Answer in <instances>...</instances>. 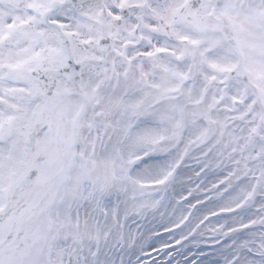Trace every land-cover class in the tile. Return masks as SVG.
I'll return each mask as SVG.
<instances>
[{
  "label": "rangeland",
  "instance_id": "rangeland-1",
  "mask_svg": "<svg viewBox=\"0 0 264 264\" xmlns=\"http://www.w3.org/2000/svg\"><path fill=\"white\" fill-rule=\"evenodd\" d=\"M164 1L165 3L163 6L157 5L154 7V5H152L154 2L150 3L151 11L150 8H143L140 6L141 0L116 1L115 4H121L123 2L127 3V5L133 6L134 9L131 13V17L125 21H121V25L118 27L116 26L118 30H114V27L108 28V31L112 32L116 36L113 38L114 41H112L110 44L111 48L104 58L105 60L108 59V61L106 60L104 65V61L100 65H91L89 63L90 66H87V70L83 68L87 74L89 73L87 76L89 77V88H91V85L95 81L94 79H96L95 77L90 76V72L99 74L100 77L105 78L103 86L109 88L107 89L108 96L107 98L104 96L101 100L103 104L105 101L106 104L110 103V109H113L114 113H116L112 115L114 117L108 120L112 124V128L104 140L105 143L102 145L99 143V148L101 149L102 146L104 150L110 141H118L119 145L122 147V130H124L125 127L127 128L128 126L130 127L131 125H134L132 119L127 120L126 123L124 122L126 126L122 127V99H129L130 101L133 99L135 104H137L139 102V95L141 91L137 90L136 94L133 93L131 96H128L127 92H125L122 96L121 91L124 90V87H121V75L124 76V78H134L137 81L136 84L138 86H141V84L144 85V88H147V94L150 97H148L149 100L147 101V106L151 109H155L158 103L155 102V99L158 98L156 96H152L151 92L153 91H150L152 87L158 86L157 83H159V85L162 87L164 85L168 86V89L170 90L169 96L172 98H179L182 94L184 95L185 89L187 88L186 83L188 82V79L193 80V78H195V68L197 70L198 67L202 68V70L198 69L197 71L200 73L199 75L203 76V78H200L201 82H203V85L207 86L208 84L213 83V85L215 84L217 87L213 99L207 104L211 112L215 111L213 109L215 108L214 105L216 102L218 105L226 102L229 104V107H231L229 110H231L232 113H237L239 110L238 109L236 111L239 105L238 103L244 99H248L249 103H246L243 109L246 110V114H249L252 116V118H247L246 122L248 121L250 123L251 121H255L254 124L256 125V128L261 129L264 132V74L261 72L264 69V62L259 61L263 57L264 45L263 51L261 53L254 54L251 53L252 49L245 42L246 36H248L251 41L250 36L252 32L248 33V28L250 30L252 29V20L256 19L255 21L257 22V26H262L264 23L263 17H261V12L257 14L254 7V3L260 4V0H227L223 11L225 13V18L222 17L219 9L216 7V3L214 2L216 0H202L197 8L192 9L190 7H185L184 10H182L184 0ZM35 2L41 4V7L43 8H38L41 13L40 16L37 17L33 16L32 13L28 11V6L35 8L38 7V5H33ZM47 2L48 0H0V13H2V15L4 13L3 20L1 22L2 26H0V47L6 45V43L10 44L9 46L6 45L5 49L2 48L0 52L6 53L9 51L13 53L16 52L18 54L17 57L14 55H10V57L3 56L5 59L0 56V111H2L3 107L7 106V104H16V101L13 99H11L9 103L7 102L3 104L6 97L2 96L8 94V90L9 92L11 91L13 94H15L18 87L22 88L25 85H27L28 88H31L33 93L37 95L36 99L38 102L32 107V114L34 118L32 124L30 125H28V122L25 118L20 119L19 121L18 119L16 121L13 120L12 122V119L9 118L8 112H0V122L6 123V125H4L6 128L4 130L0 129V142L10 140L19 147L18 154H16L17 164L16 168L14 169L18 172L15 176H12V179H9V182L5 185L4 190H0V203H3L0 210V217L2 218L0 221V264H25V261H23L22 258H24L25 255L29 253L28 248L24 250L22 248L27 245H32L35 240L33 238L36 236V234L38 236L37 238H39V242L43 241L40 219L44 216L45 211L48 210L51 205L52 201L50 200L52 197L50 195H52L54 188L60 185L59 182L63 177V175H60L61 172L64 173L65 170H67L71 161L75 162L79 160V157H77L79 143L75 146L73 145L80 137L83 124H81V126L76 129H74L73 124L71 127H69V134L72 135V132L74 131L76 135L74 136L75 139L72 140V144L70 143V145H68V140L65 139V135L63 134L65 126L68 125L66 114V99L68 100V98H65V95L62 92H56L59 95L55 97V93L52 92L51 87L55 81L60 80L61 78H64L62 79L63 81H60L62 85H65L64 82H66L68 85L69 82L72 83V89L70 92H75L77 95L79 94L78 89H81V87L85 89V87L81 85V81L77 83L74 78L69 79L68 74L61 73V77L49 75L51 73H57L59 75V71L64 67L66 62L63 61L64 58L62 54L48 58H46V56L41 61H38V63L36 60L37 58H33L32 62L34 64L29 68H27L24 63H21V60H25L27 56L25 55L27 53L26 50L29 48L27 41L30 39L33 40L32 42L34 44H37L41 43L43 37H46L45 39H48L52 44L55 41L61 50L62 45L59 40L57 30L54 26L49 24V21L57 22L60 25V29L67 34L74 32L77 34V37L82 36L84 40L85 38L97 39V32L92 29L90 23H94V29H98L102 17L101 9H93L94 12L93 14H90L92 15L90 18H77L73 19V21L66 20L67 24H65V20H63L64 14H60V16L59 14L50 15L46 16L45 18L44 14L48 11L46 9ZM109 6L110 4H108V7ZM244 7L246 8L245 11H250L247 15L248 25L245 21L244 15L242 17V24L239 25L237 24L235 11L237 10L239 12H244ZM109 8L113 11H111V15L109 16V23L110 25L115 26L114 22H111V20L118 19L117 13L112 7ZM255 14L258 16H255ZM141 16L144 18V25L148 28L143 30L145 43L143 46H141V48H134L131 46L132 48L130 49L129 53H126L127 57H125V59L123 55L121 56L120 47L123 45L130 46L131 43L127 41L133 42L136 39L134 30L137 28L136 22L140 21ZM93 18L96 20L93 21ZM9 19L17 20L19 23L18 30L13 33H10L8 30L7 23L10 21ZM26 20H32V23L30 25H26L25 22H23ZM244 26L248 27L247 33L242 32V28ZM167 32H169L170 35H173V37L177 40L180 35L187 33L186 35H188L191 39V44L186 47L188 54L183 51V47L185 46L181 45V43L179 44L176 42L177 44H170L167 41ZM210 32L211 34H209ZM156 33L158 38L154 36ZM4 34L9 35L8 42L6 43L3 41V38H5ZM229 35L231 36L229 37ZM69 37L68 40L70 41L72 52L74 55H77L79 52L80 43L75 41V38L69 39ZM159 38L163 39L162 42H156ZM253 43L258 48L257 44H259V42L253 41ZM164 44H169V46L172 47V51L169 54H164L160 57L156 56L152 50L155 49V46L162 47L161 45ZM101 48L102 47L100 45L95 43V46L86 50V53L83 52L81 56H75L73 59L80 61L85 57H96L95 60L99 61L97 58L101 56ZM116 57H118V59ZM196 57L200 58V64L198 63L200 66L194 59ZM51 60L52 63L48 62ZM249 63H254L255 69L263 67L261 71H259V76H263H258L255 79V76L251 74ZM44 68L49 70L48 72H51L48 73L46 80H43V77L38 78L35 76L36 73L41 74V71ZM113 74L116 75V80L114 81L112 79ZM188 74L191 78L188 77ZM18 82L24 84L17 85ZM57 82V85L59 86V81ZM73 83H76L78 88L77 90L74 89ZM179 86L183 87L181 91L178 90ZM49 88L50 92L48 90ZM31 92L29 94H31ZM39 92H43L45 97L46 95H50L55 100L52 101L50 99V105L47 106L45 110L40 107L42 104L40 101L42 100H40ZM82 103L83 101L81 100L79 106H81ZM106 104L102 107V109L108 112ZM96 114L97 113H95V115ZM133 114H135V112L128 113L130 116L125 118L131 119L136 117ZM255 114L257 115L256 118H254ZM24 116L26 117L27 113H25ZM228 122L229 121L227 120L226 124L230 127L231 123L228 124ZM56 126H58L57 131ZM233 127L237 128L234 125ZM98 130L101 131L100 128ZM87 131L89 130L87 129L85 132ZM77 132L79 133L77 134ZM54 133L57 135V137L54 136ZM88 134L90 143L87 146V152L85 153L90 159L94 160L96 156L94 152L95 147L94 144L91 145V134ZM173 134H175L177 137L178 130H173ZM182 134L183 132H180L178 136ZM163 138L164 137H161L160 140L163 141ZM156 140L157 139H155V141ZM176 145L178 146L179 144ZM140 146L142 147L138 149L136 154H134L135 156L140 155L143 152H149L153 157V159L150 160L157 161V155L160 153H164V155H166L164 148L160 147L159 145L150 146L144 143ZM207 146L208 145H206V143H200L199 146H197L198 155H204L206 151H210ZM117 150L119 149H116L115 151ZM185 153L187 152H180L178 155H175L172 160L165 165L164 169H162V173L157 175V177L141 178L138 181L141 183H153V180H160L164 176H166L167 180H169L171 179L172 174L173 178H176L177 172H175V170H177V168L176 165L172 163H174L177 158H179L181 155H184ZM98 154L101 155V152ZM119 162L117 163V168L121 173V177L125 179L123 172L126 163ZM88 165L90 166L91 164L89 163ZM199 169L200 167H197L198 173ZM181 170L182 169H180V172ZM251 173L258 174L256 171ZM13 174L14 173L12 172V175ZM201 175L202 174L199 173L198 178L194 179V189H198V187L202 185ZM53 180H55L54 188L49 190V184ZM222 185V187H225L227 185H231V182H226ZM115 189L119 190V187L114 186L112 188L100 189V191L95 192V197H98V200H102L105 194L116 196L117 193L115 192ZM47 193H49V195H47ZM160 193L162 192L157 191L154 195V199L152 200L155 203L153 206L155 211L159 210L158 200L162 198L159 196ZM185 193L186 191H182L177 194V197L180 198L181 196L187 194L190 197H194L193 193ZM10 199L13 200L15 205L18 202H22L21 208H17V212H19L15 217V221H12L14 214L10 212L15 210L13 207L14 203L11 202V205H8V201H10ZM72 199L74 203L71 210H77L79 208V204L82 201L86 204V198L82 195H74ZM187 209L188 208L186 206L184 209H181L182 211L180 215L173 222L162 221L151 231L156 232L160 229H168V227L176 223L175 221L183 218L184 213L188 211ZM214 210L216 209H210L208 212ZM142 213L143 212H139V214L132 215L131 217L132 219L147 217V214L143 215ZM70 215L71 222L73 223L72 212ZM202 215H206V212L201 214V216L199 214L198 217L202 218ZM193 218L194 216H192V219ZM32 222L33 224L30 226ZM92 222H94V218H92ZM15 225L16 227L14 229L13 227ZM242 225L244 224H238L239 227ZM185 235L190 234L189 232H185L180 237ZM223 238L224 235L209 238L207 239L208 241L206 245H209L212 250L214 248L213 245H221L215 243L219 241L217 239ZM118 239L119 238H117V236L115 239L112 237L111 244H109L110 250L115 249L114 251L111 250L110 254L108 253V255L111 257H116L119 254V251L116 249L119 244L118 242L122 240ZM262 239H264V235L263 237L261 236L259 240H256L257 243L255 245H264ZM83 241V237L79 236L76 238L77 248L81 246V252L83 249H86ZM35 245H37V243ZM157 245H160V243ZM100 246L101 245L98 244L91 246V255L94 254L93 249H100L97 248ZM249 247L252 248V246H247L246 248ZM149 248L150 247L144 248L141 251H146ZM17 249H21V251L19 250L20 252H17ZM191 249L192 247L188 248V255L190 254ZM78 251H80V248H78ZM78 251L75 253H78ZM15 252L20 255L18 258L14 257ZM236 253L237 251L233 252V256L232 254L228 255L227 259L225 260H217L216 262L212 261L207 264H229L230 262H236L238 260L237 258H239ZM244 253H247V249L244 251ZM65 256L66 255L64 254L56 255V257L61 259V262L66 260L64 259L62 261V258ZM202 256L203 257L200 258L199 254H192V258H190L189 263H191L194 259H200L198 260V263L201 264L202 260H205L209 257V254L206 251L202 253Z\"/></svg>",
  "mask_w": 264,
  "mask_h": 264
},
{
  "label": "bare ground",
  "instance_id": "bare-ground-1",
  "mask_svg": "<svg viewBox=\"0 0 264 264\" xmlns=\"http://www.w3.org/2000/svg\"><path fill=\"white\" fill-rule=\"evenodd\" d=\"M254 7L257 14L261 12V17L264 20V0H260V4L254 3ZM245 10L244 7V12L235 11L237 24L239 25L242 24L243 15L248 25L247 15L250 11ZM257 14L255 16H258ZM255 20H252L251 30L244 26L242 32L247 33V28L248 33L252 32L251 41L246 36L245 42L252 49L251 53L259 54L263 51L264 45V23L262 26H257ZM253 41L259 42L257 44L259 49ZM51 46L52 44L49 43V49L38 48L33 50L29 53L27 61L32 62L33 58L38 59L44 55L48 57L49 53L52 52ZM10 55L18 56L16 52H0L3 59H5L3 56L9 57ZM259 61L264 62V52L262 59ZM196 62L200 64V58L196 57ZM249 66L255 79L264 67L255 69L254 63H249ZM198 69L202 70L201 67H198ZM197 70L195 68V78L189 80L184 95L179 98L169 96L168 86L164 85L162 87L157 83L158 86L152 87L150 89V91H153L151 92L152 96L158 98L155 99V102H158L155 109L147 106L150 97L142 84L138 86L134 78H124L122 76V87H124L122 96L125 92L128 96H131L133 93L136 94L137 90L141 91L137 104L133 99L132 101L122 99V127L126 126L124 122L133 119L134 125L138 122L136 129L130 132L128 130L129 126L125 127L122 130V147L118 141H110L104 150L101 146V155H96L94 160L86 156L88 138L86 134H83L80 140L82 142L79 148V160L75 161L71 168L64 173L67 174L57 195H55L54 202L40 220L43 241L39 247L38 263L52 264L56 259L55 256L60 254L71 256L72 253L77 251L76 238L80 236L83 237V243L86 246L84 252L79 251L80 256H84L87 260L85 264H117L118 255L116 257L108 255L111 239L112 237L115 239L117 236L118 240L126 241V246L122 247L119 253L124 256V260L130 259L128 264H135L138 262V257L145 252L141 250L165 240V238L155 240L151 230L162 221L173 222L178 218L181 209H184L185 205L178 200L177 194L186 191V193H193L194 197L191 199L194 202H200V199H205L207 202L204 207L199 208L196 218L192 219L191 224L177 233L176 236L179 237L183 233L189 232L193 235V239L183 247H192L191 250L199 247L200 253L210 252L209 257L202 260L201 264L225 260L228 255L232 254L233 256V252L241 250L243 253H239L237 264H264V245H255L256 240L264 235V216H262L264 210H261L260 207L264 205V132L256 128L255 121L246 122L247 118H252V116L246 114V110L239 109L237 113H232L229 110L231 107L226 102L221 104L214 112H211L207 104L213 99L217 87L213 83L207 86L203 85L200 80L203 76L199 75L200 73ZM261 72L264 74V69ZM59 88L63 89V86H59ZM19 94L22 101L19 104H13L10 115L16 117L18 121L25 118L28 125H30L34 118L32 114L33 97L25 90ZM75 98L72 97L70 101L66 99L68 125L65 126L63 132L66 140L70 138L69 127L74 124L72 120L73 111L78 106ZM47 106L48 100L41 105L42 108ZM88 112H85L83 116V120H87V125L98 123L91 121L86 116ZM133 112H135L133 115L136 117L125 118L130 116L128 113ZM25 113H27L26 117L24 116ZM256 117L255 114L254 118ZM227 120L229 121L228 124L231 123L230 127L226 124ZM100 125L103 127V125L106 126V123L102 121L99 122ZM176 129L178 130L177 137L180 132H183V141L180 146H175L177 137L173 134V130ZM161 137H164L163 141L160 140ZM155 139L157 140L155 141ZM103 143L105 142L103 141ZM144 143L150 146L159 145L164 148L166 155L155 162L140 167L138 171L136 170L132 181L123 179L117 168L119 159V163H123L126 159L129 162L133 159V154H136L138 149L142 147L140 145ZM200 143H206L211 151L207 158L197 153V146ZM116 149L119 150L115 151ZM18 151L19 147L10 140L4 141L0 145V190L8 182L7 180L18 172L14 170L17 164L16 154H18ZM180 152H187L188 159L184 164L185 166H183L184 168H181L175 188L172 191L165 189V187L150 189L142 187L141 182L138 181L139 179L157 177L162 173L165 165ZM88 162L91 164L90 166ZM197 167H206L201 177L206 176L207 180L198 189H194V179L199 176ZM125 170L126 168L123 172L124 176ZM255 171L260 174L259 178L256 177L258 174L251 173ZM220 182L222 184L231 182V185L218 186ZM114 186H118L119 190L115 189L117 193L115 198L106 203L108 217L105 222H102L101 213L103 210L98 197H95V192ZM57 187L54 189L56 190ZM157 191L165 192L166 197L160 203L159 210L155 211L153 208L155 203L152 200ZM256 194L258 196L256 203L250 202L253 195ZM74 195L84 196L87 202L85 219L79 226L75 223V212L71 210ZM106 195H104V198ZM214 208L216 212H221L223 216L214 220L210 219L206 225L201 226L198 223L201 217L199 218L198 215L201 216L204 212L208 213L210 209ZM71 212H73V223L71 222ZM139 212H143V215L146 212L147 220L140 228L138 240L134 242L132 232L137 226L132 223L131 216L137 215ZM98 214H100V222L96 224L95 220ZM92 218H94V222H92ZM115 218L118 219L117 224L113 222ZM238 223L247 225L243 227H247L249 230L254 225L255 229L239 236ZM222 229L225 232H221ZM221 235L232 238L231 244H235V246L230 248L228 242H225L221 247L211 250L209 245H206L207 239ZM150 242L152 243L148 244ZM262 242H264V239H262ZM94 244L101 245V249L103 246V252L99 254V258L91 255L90 247ZM247 246H252V248H246ZM246 249L247 253H244ZM250 249L254 251L255 256L249 254ZM190 254L192 253L190 252ZM78 255L76 254L74 261L79 263ZM41 258L43 261H41ZM59 262L60 260L57 258L54 264H59Z\"/></svg>",
  "mask_w": 264,
  "mask_h": 264
}]
</instances>
